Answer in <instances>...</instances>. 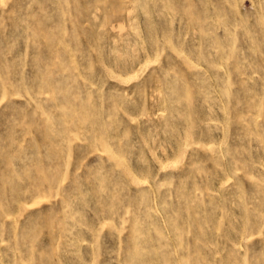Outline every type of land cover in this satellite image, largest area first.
I'll list each match as a JSON object with an SVG mask.
<instances>
[{
	"label": "rangeland",
	"instance_id": "1",
	"mask_svg": "<svg viewBox=\"0 0 264 264\" xmlns=\"http://www.w3.org/2000/svg\"><path fill=\"white\" fill-rule=\"evenodd\" d=\"M0 264H264V0H0Z\"/></svg>",
	"mask_w": 264,
	"mask_h": 264
}]
</instances>
